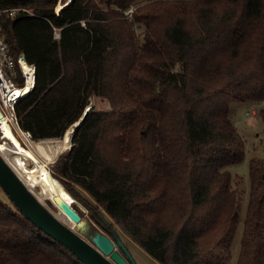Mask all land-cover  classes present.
<instances>
[{
    "label": "trees",
    "instance_id": "1",
    "mask_svg": "<svg viewBox=\"0 0 264 264\" xmlns=\"http://www.w3.org/2000/svg\"><path fill=\"white\" fill-rule=\"evenodd\" d=\"M56 1L0 0L19 7L0 16L11 50L36 66L15 105L20 128L60 139L92 95L105 98L52 175L160 264H228L240 195L226 166L244 154L229 106L264 100V0H69L57 13ZM61 142L34 147L46 156ZM248 178L236 264H264V158L250 159ZM5 195L0 264H83Z\"/></svg>",
    "mask_w": 264,
    "mask_h": 264
},
{
    "label": "rangeland",
    "instance_id": "2",
    "mask_svg": "<svg viewBox=\"0 0 264 264\" xmlns=\"http://www.w3.org/2000/svg\"><path fill=\"white\" fill-rule=\"evenodd\" d=\"M68 0H57L54 6V11L57 9V12L63 2H67ZM133 10L129 8L124 10V14H129ZM57 31V29H55ZM90 104L95 109H108L109 104L108 101L100 96L92 95L90 98ZM89 104V105H90ZM251 109H254V113H249ZM264 109V100L259 102H251V101H233L229 106V114L230 119L238 133L244 139V154L241 160L238 162L231 163L226 166L228 171L231 173L233 177V185L237 188L240 195V203H239V219L235 228V232L231 241L230 250L231 257L229 259L228 264H236L238 248H239V239L242 233L243 219L245 217L248 190H249V178H248V166L251 158H264V121L260 115V110ZM248 112V113H246ZM77 122V121H75ZM75 122L70 124L66 130L64 131V135L67 137V141L63 143V138H39L34 141L30 138H27L33 146H36L38 152L40 151V147H42L43 142L46 140H51L55 142H61V146L59 149L54 150L46 156H41L48 159L47 168L49 169L50 174L52 175V160L56 158L61 152L64 153L71 143V130L75 125ZM17 135L20 142L25 145V136L19 132V130L14 131ZM23 137V138H22ZM62 139V140H61ZM61 153V154H62ZM51 155V158L49 156ZM22 169H29L31 164L29 163H20ZM53 176V175H52ZM54 177V176H53ZM57 179L56 177H54ZM57 181L62 185V183L57 179ZM63 186V185H62ZM35 193H39L40 186L35 185L33 187ZM70 194V193H69ZM71 195V194H70ZM72 196V195H71ZM0 198L6 200L7 197L0 187ZM52 213H54L60 220L69 225L73 230L77 233L81 234L83 237H88V233L91 229H97L103 233L107 232L102 228L100 223H97L94 220V217L104 216V218L108 222H112L113 227L116 232L119 234L121 241L125 244L126 248L130 252V255L133 258V264H160L154 258H152L148 253H146L136 242L130 239L118 225L113 223L111 218L104 213L102 208L95 203V201L90 197V195L84 191L83 189H77V198L72 196L71 204L74 205L75 209L80 211L81 218L77 223H74L69 217L65 214L59 212L58 208L54 206L51 202H49V198L39 199Z\"/></svg>",
    "mask_w": 264,
    "mask_h": 264
},
{
    "label": "water",
    "instance_id": "3",
    "mask_svg": "<svg viewBox=\"0 0 264 264\" xmlns=\"http://www.w3.org/2000/svg\"><path fill=\"white\" fill-rule=\"evenodd\" d=\"M91 107V105L86 106L81 117L77 119V124H75L71 130V136L74 129L85 120ZM1 116L2 114L0 111V117ZM71 145L72 142L68 148H70ZM0 186L7 194L8 198L28 220L46 235L65 246L72 254L82 261L83 264L134 263L130 252L121 241L118 234L114 231H111L110 237L108 234L97 229H91L87 235L88 237H83L60 220L24 184L1 155ZM49 202L59 207L74 223L80 220V211L76 210L72 204L68 203L60 196L54 195L52 199H49Z\"/></svg>",
    "mask_w": 264,
    "mask_h": 264
},
{
    "label": "bare ground",
    "instance_id": "4",
    "mask_svg": "<svg viewBox=\"0 0 264 264\" xmlns=\"http://www.w3.org/2000/svg\"><path fill=\"white\" fill-rule=\"evenodd\" d=\"M0 129L2 134L0 136V155L24 184L36 195V197L38 199H52L54 195H58L71 204L72 196L57 181V179L50 174L49 169L47 168L48 159H45L38 154L35 147L30 144L27 139L29 137L19 130V132L26 138V144L23 145L14 133L10 123L3 116L0 117ZM66 135L67 134H63V143L67 141ZM49 158H51V155ZM21 162L29 163L32 167L29 169H22L20 165ZM35 185L40 186L39 193L34 192L33 187ZM57 208L59 212L65 214L59 207Z\"/></svg>",
    "mask_w": 264,
    "mask_h": 264
},
{
    "label": "built area",
    "instance_id": "5",
    "mask_svg": "<svg viewBox=\"0 0 264 264\" xmlns=\"http://www.w3.org/2000/svg\"><path fill=\"white\" fill-rule=\"evenodd\" d=\"M18 9L19 7H0V16L3 14L13 16ZM55 12L57 13V9ZM54 37H58L57 31H54ZM35 80V64L28 60L21 50L17 52L11 50L0 25V111L14 131L20 130L29 138L30 133L22 130L18 124L15 105L20 98L34 89ZM254 112V109H251L249 113Z\"/></svg>",
    "mask_w": 264,
    "mask_h": 264
}]
</instances>
